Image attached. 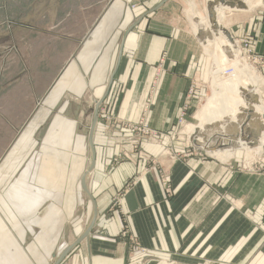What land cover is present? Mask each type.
<instances>
[{
  "label": "crops",
  "instance_id": "obj_1",
  "mask_svg": "<svg viewBox=\"0 0 264 264\" xmlns=\"http://www.w3.org/2000/svg\"><path fill=\"white\" fill-rule=\"evenodd\" d=\"M183 1L32 0L36 35L0 38V264H264L260 154L172 147L204 62ZM190 1L216 23L225 9L232 36L264 53V0L251 13ZM87 116L85 137L76 117ZM143 116L159 132L145 159L122 151L131 131L117 123Z\"/></svg>",
  "mask_w": 264,
  "mask_h": 264
},
{
  "label": "rangeland",
  "instance_id": "obj_2",
  "mask_svg": "<svg viewBox=\"0 0 264 264\" xmlns=\"http://www.w3.org/2000/svg\"><path fill=\"white\" fill-rule=\"evenodd\" d=\"M31 1L32 0H0V38L35 36L36 35V34L35 35L33 34L35 31L31 30V27H29V25L32 22L31 16H30L32 11H30V7L32 6V3L34 5V2H31ZM183 2L184 3L181 5V10H180L181 11L180 19L182 20L183 23H185L188 26L190 35H192L194 39L198 40L199 42L198 49H199L200 54H202L204 58V62L202 65L203 70L201 73V77H199L196 80L192 79V82L190 83V85H192L193 88L195 87V90H194L195 93L193 95L194 101L192 103V111L190 112L189 117L187 118V121L184 124H176V123L174 124L173 129L175 131L173 135H171L174 139L172 147H174L178 151L191 149V150H197L198 152L202 154L211 155L209 152L206 151V149L201 147L199 143L196 142V140H193L196 138L195 136L193 137V139L190 138L191 137L190 134L193 131V127L199 124L198 120L195 119V113L201 107V105L204 104V102L206 101V97L207 96L209 97L212 94V91L214 88L213 83L214 82L219 83V81H224L229 77L230 73H233L234 69L232 68V65L229 66V64L231 63V61L235 60V55L238 56V60L244 61L247 63L248 66L252 67L254 73L257 74V76L263 82L259 89L258 97L262 99V103L264 104V53L257 51L255 46L251 44V41L248 35L244 34L241 36V38H236L232 36L228 28L233 23H228V18L226 17L225 9L221 7H217L222 10L223 18H227L225 20L223 19L224 20L223 22L226 23L225 28L231 35L232 41L235 40L237 45L233 50L232 56L230 54L226 55V54L221 53V56L220 57L218 56V58L214 60V55L215 56L220 55V53L217 52L215 49V45H216L217 50L219 49V47L217 46L218 40L213 38L209 41V44H205V42L202 43L203 34L201 35L200 34L201 32H199V34L197 33V35H195V32H194L193 24L197 20V18L193 17L191 19L192 14L198 15L199 17L203 16L207 18L206 13L205 12L202 14L198 13L196 11L197 10L196 6L193 5L194 3L190 0H184ZM261 4H262V1H261ZM258 8H260V5L253 7L251 11H249V13H251L252 11L253 12L257 11ZM247 11H248V8H247ZM42 24L43 26L45 25V18H43ZM214 29H218V28H214ZM214 29H213V33H215ZM9 33H11L12 36ZM213 33L212 35L210 34V36H213ZM5 34L7 36H5ZM222 63L226 64L224 70L219 71L217 75L213 74V72L216 71V69H219L220 67L223 66ZM250 98L253 100L252 96ZM247 114L248 113L239 114L240 119L238 118L239 119L238 123H235L232 126L231 124L226 125L229 129L230 135L232 133L233 134L239 133L241 135L244 134L248 136V134L251 131L258 130L257 123L254 120H252V118H249V117H248L249 118V121H248V118L246 116ZM76 118L78 122L77 124L78 133H80L81 135L84 134V136L86 137L87 136V133H86L87 125L90 122L91 118L89 116L83 117V118L81 117H76ZM259 119L261 120V123L264 125V112L262 114V117ZM117 123L121 125L122 127L126 128L127 130L131 131V134H129V136H124L122 138L123 140L121 141L120 147L123 152H126L128 154L134 153L136 157L143 159L144 157H146V155H149V154H148V151H144L143 146L141 145L142 144L144 145L145 143L155 144L159 142L158 136H153L152 130L154 129L150 128L149 124L147 123L145 119V116H143L139 121L135 123L123 122V121L120 122L119 120L117 121ZM221 123H223V121L216 122L215 124L213 123V124L207 125L205 132L202 133L203 135L201 134L203 138H206L204 140H209V142L210 141L212 142L210 138H212L214 135H216L215 137L219 136V139H220V132L222 130L220 129ZM139 129L141 131H139ZM187 129L190 130L189 133L187 132L188 131ZM219 139H217V141L213 142L211 145L218 146L220 143L227 142L226 140H222V139L219 140ZM237 139L240 140L239 138ZM263 153H264V146L261 152L259 153L260 155L258 154L261 163H264L263 162L264 158L262 157ZM79 155H82L84 157L83 162L79 158L80 164H83L82 166L83 168L84 166L88 165L89 152L86 149L84 151V154L80 152ZM211 156H214V155H211ZM120 199H121V193L118 191L115 192V195L112 197V202L110 203V206L108 207L109 212L111 213L116 212L117 208L120 205ZM83 202H85L86 204V208H85L86 213L82 214L83 215L82 217L84 218L86 215H89V208H88L89 204L86 200ZM83 212H84V209H83ZM7 226H9L10 228L11 227L10 223L7 224ZM1 237L2 236L0 235V238Z\"/></svg>",
  "mask_w": 264,
  "mask_h": 264
},
{
  "label": "bare ground",
  "instance_id": "obj_3",
  "mask_svg": "<svg viewBox=\"0 0 264 264\" xmlns=\"http://www.w3.org/2000/svg\"><path fill=\"white\" fill-rule=\"evenodd\" d=\"M261 1L262 0H245V4L248 10H251L253 7L261 5ZM193 17L197 18V20L193 24L195 35H197V33L199 34V32H201V35L203 34L202 43L205 42V44H209V41L213 38L218 40L217 46L220 50H217L216 45L215 49L220 53V55H214V60L217 59L218 56L220 57L221 53L226 55L230 54L231 56L233 55V50L236 47L237 43L235 40L232 41L227 38L223 30L221 29L222 27H226V23L223 21L227 18H223V12L220 8H217L216 11V17L218 18L217 20L219 24L218 29H214V27L210 25L206 17H199L198 15L192 14L191 19ZM213 29L215 33H213ZM212 33L213 36H210V34L212 35ZM222 64L223 66L219 69H216L213 74L217 75L219 71L224 70L226 64ZM231 65L234 69L233 73H230L229 77L226 80L219 81V83H213L214 88L212 94L209 97H206V101L204 102V104L201 105V107L195 113V119L198 120L199 124L193 127L190 138L193 139V137L195 136L196 138L194 140H196V142H198L201 147L206 149V151L211 155H214L218 158L226 159V157L230 156L231 150L235 148L236 145L243 147L246 150V158L251 160L252 157L257 156L263 149L264 130L258 132L257 136H255L254 139H251V141H253L254 143H249L250 141H247L246 139H243L238 135V138L240 140L236 139L234 143L235 145L229 142L228 146L221 149H219L218 146L211 145L213 142H216L217 139H219V136L215 137L216 135H214L212 138H210L212 142H209V140H204L206 138H203L201 136V134L205 132L207 125L223 121V123L220 124V129H222L220 132V139L226 140L228 142V140L230 139V133L226 125L231 124L232 126L235 123H238L240 119L239 114L248 113L247 115L249 116L250 113L248 111L250 109H253V112L258 115V118L262 117V114L264 112V104L262 103V99L258 97V93L263 82L257 76V74L254 73L252 67L248 66L246 62L238 60L237 55H235V60L231 61V63L229 64V66ZM250 95H253V100L250 98ZM249 118L251 117L249 116ZM187 130V132L189 133L190 130Z\"/></svg>",
  "mask_w": 264,
  "mask_h": 264
},
{
  "label": "water",
  "instance_id": "obj_4",
  "mask_svg": "<svg viewBox=\"0 0 264 264\" xmlns=\"http://www.w3.org/2000/svg\"><path fill=\"white\" fill-rule=\"evenodd\" d=\"M218 2L219 3H221L222 5H224L225 7H229L230 9H232V8H238V9H247V7H246V4H245V0H218ZM208 20L210 21V22H212L213 24H212V26L214 27V28H218L219 27V24L218 23H216V20H215V14H213L212 12H209L208 13ZM222 30H223V32L225 33V35H226V37L227 38H229L230 40H232V38H231V36H230V34H229V32L224 28V27H222L221 28ZM253 96V95H252ZM255 98V97H254ZM254 100H256V99H254ZM250 114H249V116H251V118H252V120H254L256 123H257V126H258V130H254V131H251L249 134H248V137H245V136H241V138H243V139H246L247 141H250V139H249V137H251V136H256L257 135V133L258 132H260V131H263L264 130V125L261 123V120L258 118V115H256V113H254L253 112V109H250L249 111H248ZM248 115H247V117H249ZM95 120H96V117H95ZM93 128H94V124L91 126V128H90V134H89V145H90V148H91V152H92V156L94 155V148H93V146H92V136H93ZM239 135V133H236V134H234L233 135V133L230 135V136H232L231 138L232 139H235L237 136ZM194 140V139H193ZM233 143L231 140H229L227 143H220L219 145H218V148L219 149H221V148H225L226 146H228L229 144L228 143ZM249 143H254L253 141H250ZM91 165H90V168L89 169H91L92 167H93V160L91 161ZM84 180H85V178H83L82 179V185H83V187H84V189H85V182H84ZM89 228H90V226L86 229V231L78 238V241H80L83 237H85L86 236V234H87V232L89 231ZM77 241V242H78ZM70 248L71 247H69V248H67L62 254H61V256L58 258V260L56 261V263L57 262H59L60 260H61V258L63 257V256H65V254L70 250Z\"/></svg>",
  "mask_w": 264,
  "mask_h": 264
},
{
  "label": "built area",
  "instance_id": "obj_5",
  "mask_svg": "<svg viewBox=\"0 0 264 264\" xmlns=\"http://www.w3.org/2000/svg\"><path fill=\"white\" fill-rule=\"evenodd\" d=\"M194 90H195V87L193 88L192 85H190L189 88L187 89V92L183 98V102H182V104L179 108V112L177 114L178 116L176 119V124H184L187 121V118L189 117V114L192 111V103L194 101L193 95L195 93ZM104 108L105 107L101 108L100 110H101V112H103L105 114ZM139 131H141V130L139 129ZM152 133H153V136H158V134H159L155 130H152ZM145 158H149V155H146V157H144L143 159H145Z\"/></svg>",
  "mask_w": 264,
  "mask_h": 264
}]
</instances>
